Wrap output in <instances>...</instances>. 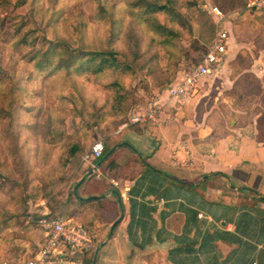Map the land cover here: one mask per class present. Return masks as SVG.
<instances>
[{
	"label": "crops",
	"instance_id": "0c3cea01",
	"mask_svg": "<svg viewBox=\"0 0 264 264\" xmlns=\"http://www.w3.org/2000/svg\"><path fill=\"white\" fill-rule=\"evenodd\" d=\"M226 22L225 58L192 98L162 93L154 122L81 156L71 205L94 239L82 264H264V23Z\"/></svg>",
	"mask_w": 264,
	"mask_h": 264
},
{
	"label": "rangeland",
	"instance_id": "374dc122",
	"mask_svg": "<svg viewBox=\"0 0 264 264\" xmlns=\"http://www.w3.org/2000/svg\"><path fill=\"white\" fill-rule=\"evenodd\" d=\"M210 4H213L211 0H205L200 5L203 13L178 39L179 65L175 79L199 60L214 34ZM94 10V0H9L0 4V264H24L35 250L37 230L28 215L36 204L44 203L51 212L72 216L83 223L71 205V189L76 172L79 176L81 156L90 151L95 142L110 144L114 132L129 119L133 107L141 104L150 91H163L154 86L150 75L143 74L139 84L132 83L130 88L132 98L128 114L110 122L104 131L91 129L92 142L85 144L69 164H60L61 143L51 142L46 132L50 125L66 133L73 131L72 105L60 97L70 92L72 86L59 75H50L45 80L35 78L28 61L33 46L21 42V36L28 30H35L36 43L45 37L65 38L72 46L104 45L110 24L106 18L96 20ZM224 14L227 27L236 23H264V15L254 10ZM120 16L116 10L115 17ZM113 45L125 48L124 41H116ZM18 85L21 90L16 89ZM12 86L20 104L18 107L10 105ZM76 86L85 99L98 104L107 97L95 86L82 84L80 77L76 78ZM10 111L16 115L13 124L9 122ZM30 181L42 183L47 195L36 200L25 199L23 188Z\"/></svg>",
	"mask_w": 264,
	"mask_h": 264
},
{
	"label": "trees",
	"instance_id": "16d2710c",
	"mask_svg": "<svg viewBox=\"0 0 264 264\" xmlns=\"http://www.w3.org/2000/svg\"><path fill=\"white\" fill-rule=\"evenodd\" d=\"M204 1L94 0L93 17L96 20L108 19L110 26L105 44L91 48L72 46L65 38L51 40L44 37L36 43L35 30H28L21 36V42L31 43L33 46L28 61L35 78L45 80L50 75H59L72 86L70 92L60 97L72 105L70 112L73 131L66 133L64 129L50 125L46 132L51 142L61 143L62 166L69 164L81 153L85 144L92 142L94 135L91 129L104 131L110 122L128 114L132 98L130 88L132 83L139 84L143 74L150 75L154 86L159 90H165L175 80L179 65L178 39L184 30H190L191 24L203 13L200 5ZM8 2L9 0H0V4ZM211 2L223 12L249 13L254 10L246 7L244 0ZM116 10L120 12V17H115ZM24 22L25 20L18 30ZM119 40L124 41V50L113 45ZM79 77L82 84L95 86L105 93L106 99L99 104L95 100L85 99L76 86V78ZM16 87L21 90V86ZM11 88L10 105L18 107L20 104L17 95L14 87ZM8 117L13 124L16 115L10 111ZM113 147L114 144H103L102 159L111 153ZM23 192L25 199L32 200L47 195L44 186L38 181L27 182ZM92 260V255L88 253L83 257L85 262L91 263Z\"/></svg>",
	"mask_w": 264,
	"mask_h": 264
},
{
	"label": "built area",
	"instance_id": "2783aa9c",
	"mask_svg": "<svg viewBox=\"0 0 264 264\" xmlns=\"http://www.w3.org/2000/svg\"><path fill=\"white\" fill-rule=\"evenodd\" d=\"M244 1L246 7L264 14V0ZM209 13L215 31L200 60L171 82L162 92L150 91L141 104L133 107L129 119L121 124V127L138 122H154L162 93H166L169 98L179 103L186 102L198 92L200 78L221 66L225 58L228 38L224 25L226 18L224 12L213 4L209 5ZM102 150V142H95L91 150L87 151L83 157H99L102 155ZM28 219L37 226L40 235L35 251L25 264H82L78 255L93 246V234L80 221L72 216L52 214L44 203L36 204L29 212Z\"/></svg>",
	"mask_w": 264,
	"mask_h": 264
}]
</instances>
